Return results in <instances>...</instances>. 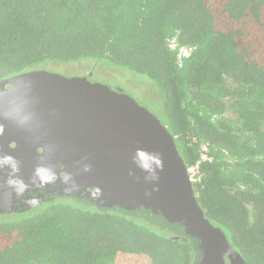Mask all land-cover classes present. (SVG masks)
Wrapping results in <instances>:
<instances>
[{
    "label": "trees",
    "instance_id": "trees-1",
    "mask_svg": "<svg viewBox=\"0 0 264 264\" xmlns=\"http://www.w3.org/2000/svg\"><path fill=\"white\" fill-rule=\"evenodd\" d=\"M84 59L155 82L206 218L264 264V0H0V81ZM193 260L168 229L72 200L0 215V264Z\"/></svg>",
    "mask_w": 264,
    "mask_h": 264
},
{
    "label": "water",
    "instance_id": "water-1",
    "mask_svg": "<svg viewBox=\"0 0 264 264\" xmlns=\"http://www.w3.org/2000/svg\"><path fill=\"white\" fill-rule=\"evenodd\" d=\"M92 74L39 69L0 81V119H9L0 121L8 131L0 140V214L71 199L183 237L193 244L192 264H247L206 218L166 126Z\"/></svg>",
    "mask_w": 264,
    "mask_h": 264
},
{
    "label": "rangeland",
    "instance_id": "rangeland-1",
    "mask_svg": "<svg viewBox=\"0 0 264 264\" xmlns=\"http://www.w3.org/2000/svg\"><path fill=\"white\" fill-rule=\"evenodd\" d=\"M90 59H84L71 63L56 62L53 64L52 71L66 77L87 75L93 71V78L112 88H121L124 92L133 97L141 106L147 107L159 118L162 117L163 108L159 91L155 82L146 76H141L133 71L119 66L99 63Z\"/></svg>",
    "mask_w": 264,
    "mask_h": 264
},
{
    "label": "flooded vegetation",
    "instance_id": "flooded-vegetation-1",
    "mask_svg": "<svg viewBox=\"0 0 264 264\" xmlns=\"http://www.w3.org/2000/svg\"><path fill=\"white\" fill-rule=\"evenodd\" d=\"M32 71H35V70H32ZM29 72H31V71H29ZM92 71H90V73H91ZM90 73H88L87 75H78V76H74V77H86V76H88ZM93 75H94V73L89 77V80L90 81H92V82H96V83H100V82H98V81H96L94 78H93ZM13 77H15V76H13ZM70 77V76H69ZM12 78V77H11ZM9 79V78H8ZM6 80V79H5ZM2 81V80H1ZM103 84V83H102ZM109 86V85H108ZM9 88V87H8ZM115 89V88H114ZM117 89V88H116ZM7 120H9V119H0V121H2V122H6ZM6 124V126L8 127L9 125H8V123H5ZM67 131H71V130H67ZM6 133H8V131L6 132V129H4V128H0V140H1V137L3 136V134H6ZM15 146V144H10V148H13ZM0 150H1V148H0ZM65 200H71V199H66V198H64ZM56 200H59V199H56ZM61 200H63V199H61ZM55 201V200H54ZM72 201H74V200H72ZM75 202H77V201H75ZM78 203H82V202H79L78 201ZM83 204V203H82ZM89 206H91V205H89ZM91 207H94V206H91ZM96 208V207H95ZM24 213V212H23ZM13 214H17V213H12L11 215H13ZM0 215H2V214H0Z\"/></svg>",
    "mask_w": 264,
    "mask_h": 264
},
{
    "label": "built area",
    "instance_id": "built-area-1",
    "mask_svg": "<svg viewBox=\"0 0 264 264\" xmlns=\"http://www.w3.org/2000/svg\"><path fill=\"white\" fill-rule=\"evenodd\" d=\"M182 56L187 57L189 55V51L187 49H183L182 50ZM208 159L207 154H203L202 155V160L206 161ZM199 163L194 167V168H189V174H190V178L191 180L195 183V181H197V173L199 171Z\"/></svg>",
    "mask_w": 264,
    "mask_h": 264
},
{
    "label": "clouds",
    "instance_id": "clouds-1",
    "mask_svg": "<svg viewBox=\"0 0 264 264\" xmlns=\"http://www.w3.org/2000/svg\"><path fill=\"white\" fill-rule=\"evenodd\" d=\"M138 155L140 156V158H141L142 160L147 161V156H146V154H145L144 152L141 151V152L138 153ZM144 167H145V168L148 167L147 163H145Z\"/></svg>",
    "mask_w": 264,
    "mask_h": 264
}]
</instances>
